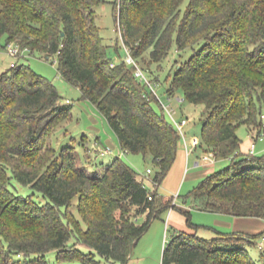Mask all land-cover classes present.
Returning <instances> with one entry per match:
<instances>
[{
    "label": "trees",
    "instance_id": "obj_1",
    "mask_svg": "<svg viewBox=\"0 0 264 264\" xmlns=\"http://www.w3.org/2000/svg\"><path fill=\"white\" fill-rule=\"evenodd\" d=\"M103 1L0 0V37L5 46L14 42L45 57L57 55L61 75L96 104L121 147L151 154L152 181L159 185L176 160L181 133L154 108L157 96L136 66L115 59L118 43L113 53L97 22ZM121 1L123 43L145 72V54L151 65L174 44L193 49L168 91L182 88L186 100L206 105L203 142L231 162L204 177L191 196L209 211L264 218V154L240 153L237 133L240 124L261 127L264 0H188L186 6L185 0ZM61 99L56 85L26 62L0 75V264H48L46 253L54 249L61 262L101 264L99 254L127 264L154 218L174 205L173 197L151 190L120 156L97 173L82 164L74 137L57 148L55 129L72 110ZM17 183L33 191L17 192ZM36 193L46 201L36 200ZM76 197L81 219L70 209ZM263 235L219 231L208 238L178 229L162 264H257L244 244Z\"/></svg>",
    "mask_w": 264,
    "mask_h": 264
},
{
    "label": "rangeland",
    "instance_id": "obj_2",
    "mask_svg": "<svg viewBox=\"0 0 264 264\" xmlns=\"http://www.w3.org/2000/svg\"><path fill=\"white\" fill-rule=\"evenodd\" d=\"M113 1H116V11ZM188 0L184 1L186 6ZM121 0H104L97 6L98 25L101 28L105 41L112 45L111 50L116 53L115 45L118 43L119 53L115 59L122 60L127 56V49L123 43L119 30L121 19ZM6 37H0V75L10 71L12 62H26L31 68L51 80L62 95V103L72 104L71 113L59 124L53 135V142L57 148L62 145L72 143L76 145L82 164L89 171L103 173L106 166L116 157L120 156L123 161L131 165L138 174V178L151 189L157 188L159 195L173 197V206L162 211L154 218L148 230L139 238L134 246L132 255L127 264H162L164 249L171 240L176 229H193L190 221L197 225L200 235L212 238L217 235L215 228L221 231H233L234 225L223 223L222 219H232L229 214H218L213 211L204 210L199 207L200 199L191 196V192L200 181L211 172L224 168L231 162L230 157H211L205 160L203 156L210 152L203 142L202 126L207 119L206 105L204 103H193L185 99L182 88L176 89L174 94H170L168 88L172 84V77L176 68L188 59L192 54V47L179 50L174 44L169 54L159 63L148 64L149 56L145 54L142 63L152 85H147V89L155 92L157 98L153 100V106L159 113H165L169 122L173 123V118L166 110V106L175 109V115L182 119L188 118L185 126V138L181 135L179 150L176 160L164 180L156 185L152 181L153 173H148L147 169L155 166L151 154L132 152L124 150L113 129L109 125L107 118L98 110L96 104L90 99L83 97L82 90L65 79L58 69L59 60L57 55L50 57L43 56L38 50L30 52L23 51L20 57H15L8 52L5 46ZM17 65V64H16ZM152 68V69H151ZM151 69V70H150ZM144 82V81H143ZM145 83V82H144ZM264 108V107H263ZM257 129V127H255ZM257 131V130H256ZM238 136L241 139L240 153H250L251 129L246 124H240L237 128ZM188 143V150L186 147ZM254 154H264V138L256 142ZM188 152L190 156L187 157ZM199 161V165L195 161ZM15 191L30 193L33 189L29 186L17 183ZM36 200L45 202L46 199L36 193ZM76 197L70 204V209L81 219V213L77 207ZM146 215H140L138 221L142 222ZM244 230L255 229L258 225L249 218H239ZM264 219V218H263ZM83 227L85 221L81 220ZM253 240V239H251ZM75 239H72L74 242ZM80 248L88 252L89 247L79 243ZM244 247L253 257L257 264H264V247L260 248V239L253 242H246ZM38 254H31L30 258H36ZM48 264H82L79 261L61 262L57 258V250H50L46 253ZM101 264H117L101 255H97Z\"/></svg>",
    "mask_w": 264,
    "mask_h": 264
},
{
    "label": "built area",
    "instance_id": "obj_3",
    "mask_svg": "<svg viewBox=\"0 0 264 264\" xmlns=\"http://www.w3.org/2000/svg\"><path fill=\"white\" fill-rule=\"evenodd\" d=\"M119 30L121 29L120 26V22H119ZM125 45V44H124ZM8 52L15 56V57H20L23 53V51L28 50L26 49H22L20 48V46H18L16 43L11 42L8 44ZM126 49H127V56L125 58V60L130 63V64H134L136 66V75L145 83L152 85L151 80L148 78L146 72L144 71V69L140 66V64L138 63L137 59L133 56L131 49L129 47H127L125 45ZM16 62H12V65H16ZM166 110L169 111V114L171 115V117L173 118V123L175 125V127L178 129V131L181 133V135L185 138V126L188 123L189 119L188 118H178L175 115V109H173L172 107H168L166 106ZM260 118H261V127L260 129H258L255 133H254V139H263L264 138V109L261 111L260 113ZM186 139V138H185ZM254 148H255V142L252 143V147H251V151L250 153H254ZM215 153L210 152L208 154H205L203 156V158L205 160H209L211 159V157H215ZM216 158V157H215ZM153 171L152 168H148L147 172L151 173ZM150 198H152V196H150ZM264 247V235L260 237V248Z\"/></svg>",
    "mask_w": 264,
    "mask_h": 264
},
{
    "label": "crops",
    "instance_id": "obj_4",
    "mask_svg": "<svg viewBox=\"0 0 264 264\" xmlns=\"http://www.w3.org/2000/svg\"><path fill=\"white\" fill-rule=\"evenodd\" d=\"M249 129H251V128H249ZM256 130L257 129H255V128H252L251 129V135H250L251 136V146H250V151H251L252 143L255 142V147H256V142L258 140H260V139H254V137H253L254 136V133L256 132ZM186 147H187V150H188V143H187V141H186ZM254 152H255V150H254ZM188 154L189 155H187V157L190 156V153L189 152H188ZM199 163H200L199 161H197V160L195 161V164L196 165H199ZM199 207L201 208V201H200ZM201 209H203V208H201ZM204 210H206V209H204ZM216 213H218V214H229V213H224V212H216ZM229 215L232 216V219H222L220 221H222L223 223H225L227 225H234L232 227H234L233 231H235V232H243V233H247V234H251L252 235V234H258V233L264 231V219L261 218V217L245 216V218H249V220H254L255 222H257L258 225L256 226L255 229H252V230H244V228L242 226L243 225L242 222L241 223L238 222L240 220L239 218H242V216H237V215H232V214H229ZM176 230H178V229H176ZM189 230H191V231H197V229H191V228ZM215 230H216V232L221 231V230H218L217 228H215ZM233 231H230V232H233ZM217 235H218V233H217Z\"/></svg>",
    "mask_w": 264,
    "mask_h": 264
}]
</instances>
